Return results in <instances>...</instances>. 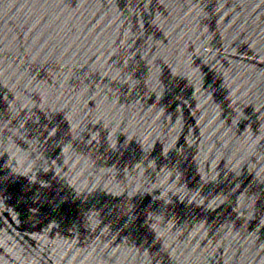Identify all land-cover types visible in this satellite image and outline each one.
I'll return each instance as SVG.
<instances>
[{"label":"water","instance_id":"obj_1","mask_svg":"<svg viewBox=\"0 0 264 264\" xmlns=\"http://www.w3.org/2000/svg\"><path fill=\"white\" fill-rule=\"evenodd\" d=\"M0 264H264V0H0Z\"/></svg>","mask_w":264,"mask_h":264}]
</instances>
